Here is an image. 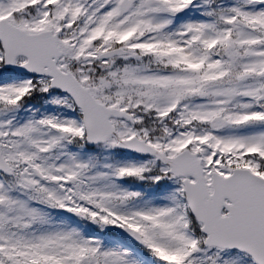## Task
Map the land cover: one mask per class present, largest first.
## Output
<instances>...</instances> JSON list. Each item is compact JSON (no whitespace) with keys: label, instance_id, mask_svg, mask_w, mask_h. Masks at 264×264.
<instances>
[{"label":"snow or ice","instance_id":"obj_1","mask_svg":"<svg viewBox=\"0 0 264 264\" xmlns=\"http://www.w3.org/2000/svg\"><path fill=\"white\" fill-rule=\"evenodd\" d=\"M0 264H264V0H0Z\"/></svg>","mask_w":264,"mask_h":264}]
</instances>
